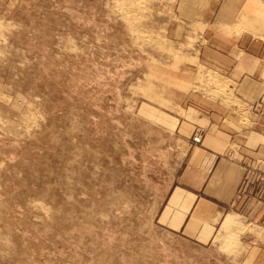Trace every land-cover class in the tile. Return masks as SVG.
I'll use <instances>...</instances> for the list:
<instances>
[{
	"label": "rangeland",
	"instance_id": "1",
	"mask_svg": "<svg viewBox=\"0 0 264 264\" xmlns=\"http://www.w3.org/2000/svg\"><path fill=\"white\" fill-rule=\"evenodd\" d=\"M176 1L0 0V264H264L243 260L260 232L235 205L177 229L203 134L182 143L174 91L221 100L238 130L264 115L211 70L177 85ZM243 164L239 206H264V152Z\"/></svg>",
	"mask_w": 264,
	"mask_h": 264
},
{
	"label": "crops",
	"instance_id": "2",
	"mask_svg": "<svg viewBox=\"0 0 264 264\" xmlns=\"http://www.w3.org/2000/svg\"><path fill=\"white\" fill-rule=\"evenodd\" d=\"M175 12L188 38L182 43L183 66L178 68L187 75L177 85L188 87L192 81L195 85L200 67L211 70L225 78L234 96L256 116L264 115V0H177ZM177 33L182 37L183 28ZM174 92L170 102H188L193 110L175 117L178 130L183 131L182 143L189 144L190 137L203 134L202 143L195 148L187 144L184 173L177 182L187 187L182 193L176 191L183 195L180 204L186 208L178 209L177 229L187 230L192 217L195 224L214 223L235 205L236 215L250 216L252 221L245 223L249 230L260 232L245 237L250 249L243 260L253 257L257 262L264 255V206L239 204L245 199L241 195L247 177L243 162L264 152V142H260L264 131L252 126L238 130L234 112L221 100L189 91L179 98L183 93ZM253 123L256 127L261 122L252 117Z\"/></svg>",
	"mask_w": 264,
	"mask_h": 264
},
{
	"label": "bare ground",
	"instance_id": "3",
	"mask_svg": "<svg viewBox=\"0 0 264 264\" xmlns=\"http://www.w3.org/2000/svg\"><path fill=\"white\" fill-rule=\"evenodd\" d=\"M237 217L236 216H234V217H232V216H229L227 219H226V221L224 222V224H226V225H229V226H232V224H236V221H237ZM239 221V220H238Z\"/></svg>",
	"mask_w": 264,
	"mask_h": 264
}]
</instances>
